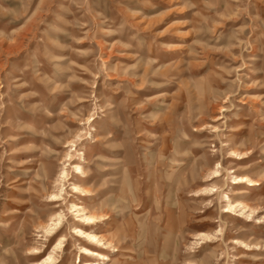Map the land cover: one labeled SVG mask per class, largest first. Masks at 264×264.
I'll use <instances>...</instances> for the list:
<instances>
[{"label": "rangeland", "instance_id": "rangeland-1", "mask_svg": "<svg viewBox=\"0 0 264 264\" xmlns=\"http://www.w3.org/2000/svg\"><path fill=\"white\" fill-rule=\"evenodd\" d=\"M59 238L57 264H264V0H0V264Z\"/></svg>", "mask_w": 264, "mask_h": 264}, {"label": "bare ground", "instance_id": "bare-ground-1", "mask_svg": "<svg viewBox=\"0 0 264 264\" xmlns=\"http://www.w3.org/2000/svg\"><path fill=\"white\" fill-rule=\"evenodd\" d=\"M76 170H78L79 172H82V167L80 165H77L76 167ZM215 172V171H214ZM215 174H218V172L216 171ZM217 176V175H216ZM236 182H234L233 184H237V183H241L243 182L242 179L238 178V179H235ZM250 182V185H251V181ZM253 185V184H252ZM74 190H77L76 187H74ZM81 192H87V191H84V190H80ZM226 201L228 204L226 206V209L224 212L225 213H228L229 211H232V210H235L236 208V205H234L233 203H231L230 199L228 198V196L225 197ZM54 202L57 201L56 197L53 196V199H52ZM239 207L241 208L240 210H246L247 207L245 206H241V204L239 205ZM72 209H73V212H76L77 216H79V219H81L85 224H93L94 222H97V216H96V213H91L90 215L87 214H83L84 212V208L79 206V205H73L72 206ZM82 214V215H79V214ZM60 226H61V217H58L57 218V221L49 224V226L46 228V236L48 237H52L53 235L56 234L57 230L60 229ZM76 232H78L80 235H84V237L88 238L89 240H91L93 242V244H98V246H100L102 244V240L95 237V236H89L88 234H85L83 233L81 230H77L75 229ZM63 242H64V239L63 238H59L58 241L56 242V244L53 245L52 247V250L50 252V254L44 259V261L40 264H57V261H56V252L61 249V246L63 245ZM34 252V256H37L40 254V251L38 249H34L33 250ZM81 255L82 256H92V257H100V258H104L107 262L110 261L109 257H103L101 254H99L98 252L96 251H93V250H90L88 248H81ZM83 264H89L88 262H84Z\"/></svg>", "mask_w": 264, "mask_h": 264}]
</instances>
